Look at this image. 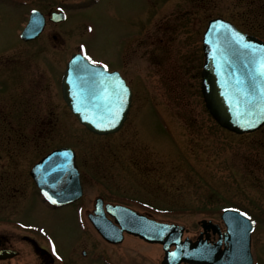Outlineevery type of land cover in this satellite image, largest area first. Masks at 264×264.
Listing matches in <instances>:
<instances>
[{
  "label": "rangeland",
  "instance_id": "1",
  "mask_svg": "<svg viewBox=\"0 0 264 264\" xmlns=\"http://www.w3.org/2000/svg\"><path fill=\"white\" fill-rule=\"evenodd\" d=\"M152 1L153 8L148 0H97L85 7L80 0H69L65 6L70 18L64 24L47 25L36 40L24 43L19 31L29 10L47 12L61 1L0 0V112L9 122L0 127V136H19L23 142L34 138L36 143L35 149L20 150V186L33 189L26 178L28 165L51 148L68 145L85 171L80 204L87 207L100 195L158 220L183 224L188 235L200 219L218 218L223 208L235 206L256 220L251 251L257 264H264V125L242 134L221 127L205 107L200 90L201 37L207 21L223 17L264 39V0H256L257 7L255 0ZM152 9L158 15L140 38L132 39ZM166 28L175 29L172 39L150 47L160 38L158 30ZM127 38L128 61L119 64L117 55ZM77 46L94 61L119 67L128 78L131 104L113 134L89 132L62 99L58 76ZM13 146L5 145V153H13ZM20 196L19 203L4 208L7 211L0 209V217L42 226L65 251L75 237L64 216L76 205L50 209L37 192L31 198L26 193ZM20 227L22 233L29 232L28 226ZM96 239L94 252L106 253L113 264L162 261L158 245L135 237L125 235L118 244ZM19 259L37 262L25 249Z\"/></svg>",
  "mask_w": 264,
  "mask_h": 264
},
{
  "label": "water",
  "instance_id": "2",
  "mask_svg": "<svg viewBox=\"0 0 264 264\" xmlns=\"http://www.w3.org/2000/svg\"><path fill=\"white\" fill-rule=\"evenodd\" d=\"M42 24L40 13L32 11L21 37L25 40L36 37ZM203 51L201 91L212 117L235 133L258 129L264 123V75L260 70L264 41L240 32L226 20L215 18L209 21L204 32ZM109 83H114V79L108 72L79 54L72 56L63 78L64 100L79 122L97 134L117 131L130 105V88L117 79L110 92ZM117 109L115 126L106 127ZM97 124L101 126L97 127ZM249 124L254 126L249 127ZM55 161L61 163L54 164ZM32 174L43 196L49 202L48 197L56 201L54 205L68 203L81 195L74 152L70 148L49 153L34 167ZM95 207L97 215H90V219L104 239L119 243L123 231H126L146 241L159 242L165 251L161 264H252V225L249 218L237 209L227 208L222 212L221 217L227 226L226 245L225 251H218L221 250L219 243L211 246L187 237L182 240V225L156 222L122 205H106L116 225L105 218L100 198L96 199ZM206 222L202 220L203 225ZM172 245L175 247L170 250ZM215 249L217 252L213 251Z\"/></svg>",
  "mask_w": 264,
  "mask_h": 264
},
{
  "label": "flooded vegetation",
  "instance_id": "3",
  "mask_svg": "<svg viewBox=\"0 0 264 264\" xmlns=\"http://www.w3.org/2000/svg\"><path fill=\"white\" fill-rule=\"evenodd\" d=\"M60 1L61 3L59 5H61L60 7L63 8L64 10L65 5L63 4L65 3L66 0H60ZM81 1L84 2V7L87 5H90L93 2L94 3L96 2V0H92V1L81 0ZM252 2H254L255 4L254 6L256 7L259 5L258 2H256V0ZM152 3H153L152 0H148V5L153 8ZM252 9L253 11L255 10L254 7ZM52 11H57V8L53 6L52 9L48 10L47 12L42 11L45 17V24H44V27L41 33H43L47 25L56 27L57 25L64 24L68 20V18H70L69 15L66 14V18L64 21L52 22L49 20L50 14ZM145 12H146V9H145ZM193 13L195 14L196 12H194L193 10ZM157 15H158L157 11H155V9L154 10L152 9V13L149 15L147 22L146 20H143V23L140 24V27L138 28L139 31L135 32V35L133 36L132 39L140 38L142 33H144V31L148 28L147 24L149 23V21L152 22ZM150 17L152 18L150 19ZM81 23H82V27H84L85 23L83 21ZM252 24H253L252 22L247 23L249 27L253 26ZM241 30L258 36L255 32L249 29L247 30L241 29ZM158 31L160 34V38L156 37L154 41L152 40L149 43L150 47L151 46H155V47L161 46L163 45L162 43L165 44V41L168 43V41L172 39L173 37L172 33L175 32V29L166 28V29H161V31L159 29ZM53 37L56 38V35L53 34ZM163 37H165V39ZM120 48H121V51L118 53L117 56L119 59V64L120 63L122 64V61L124 62L128 61V38L125 41L124 46H121ZM72 53H70V55ZM68 58L66 59L64 63V68H65ZM99 63H105L108 67V70L110 71L112 70L118 71L120 76L128 83L127 81L128 78L126 77L125 74H123V72L120 71L119 67L111 66L107 62H99ZM63 70L60 72V75L58 76L59 87H60V81H61ZM7 106L8 105L6 104V107ZM3 110L5 111V109ZM8 125H9V122L7 121L6 116H4L0 112V127H4ZM20 139L21 137L19 136L10 137V138H4L3 136H0V149L4 152V153H0V206H1L0 209H3L2 212H4V211H7V209H4L7 207V205L9 204L14 205L15 202L19 203L21 193H26L27 196L31 198V197H34L36 192L37 194H39V197L41 198L42 203L50 209H59L61 207L67 208L71 206L74 208V205H76V207L74 208V211L71 212V214L69 213L68 215L66 214L64 216V219L69 225V229L72 230L75 239L72 243H69L65 247V251H63L60 246H59L60 248L58 247V244L56 240L53 238V236L51 235V233L44 230V228H41L42 226L34 225L29 230H26L29 232L22 233L20 225L22 224L23 225H33V224H26L22 222L20 218L8 219L6 217H0V264H25V263H21L19 259L20 252H22L23 249H25L27 252L34 253V255L37 257L36 264H97L99 261L102 264H105V263L113 264L112 259L106 253L94 252V248H96L98 245V241L96 237L100 238V235L96 232L93 225L90 223L88 219V214L94 211V199L100 195L95 196L92 201V204L87 207L84 203L80 204V202L83 201L84 199V191H83L82 182L85 176V171L81 169L78 163L77 154L75 155V161H76V165L78 169L79 181H80L82 192H83L82 196L78 200L72 203H69L67 205L60 206V207L52 206L48 204L46 201H44L43 198L40 196V193H39L40 191L34 181V178L32 177L31 169L49 151L53 150L54 148L61 147L64 145H59L54 148H51L50 150L42 154L31 165H28V168L26 170L27 172L26 178L28 177L34 190L33 189L26 190L25 189L26 187H24L25 186L24 184H21L20 186V177H21L20 166H21V161H22L20 150L22 149V147L27 148L26 150L35 149L36 143L34 142L35 140L34 138L28 142H23ZM12 144L14 145L13 146L14 152L5 153V148H6L5 145H12ZM24 157L25 156L23 155V158ZM106 202L108 201L104 200V203ZM86 203L87 205L89 204L88 202ZM141 212L146 213L150 217H153L148 212H145V211H141ZM5 214L8 215L9 213L8 214L5 213ZM15 214L18 215L17 212ZM1 215H4V214H1ZM206 218L212 221V224H211L212 226L204 230L201 227V225L198 223V228L194 232L190 233L189 236L192 238V240H195L198 237H200L202 240L206 241L207 243L214 244L219 239H222L223 233L225 232L226 227L220 220V215L218 216V218H214V217H206ZM4 226H8L10 229H5ZM40 229H42V231H40ZM188 233L189 232L187 231L186 234ZM135 238H137V240L139 241H142L146 245L150 244L138 237H135ZM51 244L53 246H51ZM150 245H158V244H150ZM223 245H224V242L222 241L221 246ZM158 246L161 248L160 245ZM160 252H163L162 249H160ZM251 254H252L253 264H257L258 262L257 257L252 251H251Z\"/></svg>",
  "mask_w": 264,
  "mask_h": 264
},
{
  "label": "snow or ice",
  "instance_id": "4",
  "mask_svg": "<svg viewBox=\"0 0 264 264\" xmlns=\"http://www.w3.org/2000/svg\"><path fill=\"white\" fill-rule=\"evenodd\" d=\"M89 31H91V29H89ZM236 35L238 36V34H236ZM244 47H247V45H244ZM81 50H83V46H81ZM85 59L88 60L90 63H93V64L96 63V61L91 60V58L88 57L87 55H85ZM104 67L106 68L107 66L105 65ZM260 70H261V75H264V59H262L260 61ZM118 112H119V109H117L116 112L112 113L111 120L106 125V127H114L115 126V120H116V116L118 115ZM96 126L97 127H100L101 125L97 124ZM248 126L251 127V126H254V125L249 124ZM45 195L47 196V193H45ZM48 199L51 200V202L53 204L56 203V201L55 200H52L51 197H48ZM242 215H245L246 216L247 213H242Z\"/></svg>",
  "mask_w": 264,
  "mask_h": 264
},
{
  "label": "bare ground",
  "instance_id": "5",
  "mask_svg": "<svg viewBox=\"0 0 264 264\" xmlns=\"http://www.w3.org/2000/svg\"><path fill=\"white\" fill-rule=\"evenodd\" d=\"M62 208V207H61ZM160 248V247H159ZM161 249V248H160ZM170 249H172V248H170ZM162 254H163V252H162ZM164 255V254H163Z\"/></svg>",
  "mask_w": 264,
  "mask_h": 264
}]
</instances>
